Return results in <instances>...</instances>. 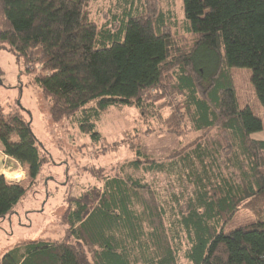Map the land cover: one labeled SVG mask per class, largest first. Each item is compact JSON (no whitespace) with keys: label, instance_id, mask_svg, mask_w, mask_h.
Instances as JSON below:
<instances>
[{"label":"trees","instance_id":"obj_1","mask_svg":"<svg viewBox=\"0 0 264 264\" xmlns=\"http://www.w3.org/2000/svg\"><path fill=\"white\" fill-rule=\"evenodd\" d=\"M95 1L0 0V50L21 58L26 71L40 67L34 81L50 102V120L80 115L93 143L102 140L97 123L109 110L155 116L151 104L170 99V130L198 138L163 161L137 153L123 170L174 179L171 225L152 185L122 172L69 201L64 239L19 244L1 264H264V141L253 139L264 122L241 107L231 75L251 70L264 108V0H183L185 21L175 35L191 38L184 48L159 0H107L104 25L92 19ZM25 112L0 108L3 153L30 182L0 175V222L53 163ZM241 206L255 221L232 228Z\"/></svg>","mask_w":264,"mask_h":264},{"label":"rangeland","instance_id":"obj_2","mask_svg":"<svg viewBox=\"0 0 264 264\" xmlns=\"http://www.w3.org/2000/svg\"><path fill=\"white\" fill-rule=\"evenodd\" d=\"M159 2L165 14L169 10L172 12L173 17L168 24L174 28H170V32L177 38L178 47L190 45L191 38L179 36L185 21L184 1ZM138 7L139 3H135V8ZM110 8L108 1L104 5L101 0H96L91 5L92 19L104 25L108 19L103 18L100 12L108 13ZM29 70L26 71L21 58L0 50V108L5 115L14 114L22 107L29 112L23 116L27 120L31 119L32 130L43 144L44 153H48L47 160L51 156L53 163L45 167L39 185L31 189L32 192L19 204L16 214L0 222V264L3 257L19 244L39 240L52 243L64 239L66 227L63 225V217L69 201L95 188H102V179L121 175L122 172L124 175L142 178L145 183L152 185L154 201L168 211L165 226L170 227L173 206L168 201L172 186L176 185L174 179L158 174L145 175L128 168L123 170L137 159V153H140L142 161H163L184 150L198 138V135L187 134L188 130L182 134L170 130V124H167L173 113L170 99L162 98L155 105L151 104L157 108L156 112L152 111L155 116L149 112L140 113L135 108L109 110L97 123V131L102 140L93 143L90 136L80 130V115L59 123L50 120V102L43 97L34 81L40 67H30ZM231 75L241 107H250L264 122V108L251 82L252 71L234 69ZM157 94L159 92H152L153 97ZM255 138L264 139V131L256 134ZM12 140L17 142L18 138L13 137ZM24 174L26 180L22 183L29 186L25 171ZM175 191L178 192V189ZM253 221V214L241 206L230 226H246Z\"/></svg>","mask_w":264,"mask_h":264},{"label":"crops","instance_id":"obj_3","mask_svg":"<svg viewBox=\"0 0 264 264\" xmlns=\"http://www.w3.org/2000/svg\"><path fill=\"white\" fill-rule=\"evenodd\" d=\"M253 139L257 141H264V139L255 138V135L253 136ZM0 175L5 176L9 182H13V183H22L26 180V176L24 174V170L22 169L21 165L14 159L6 156L3 153V148L1 143H0Z\"/></svg>","mask_w":264,"mask_h":264}]
</instances>
